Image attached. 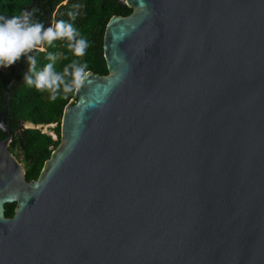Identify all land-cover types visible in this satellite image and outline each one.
I'll use <instances>...</instances> for the list:
<instances>
[{
  "label": "water",
  "instance_id": "obj_1",
  "mask_svg": "<svg viewBox=\"0 0 264 264\" xmlns=\"http://www.w3.org/2000/svg\"><path fill=\"white\" fill-rule=\"evenodd\" d=\"M36 179L11 98L50 23L0 64V264H264V0H123ZM15 203L11 217L4 205Z\"/></svg>",
  "mask_w": 264,
  "mask_h": 264
},
{
  "label": "trees",
  "instance_id": "obj_2",
  "mask_svg": "<svg viewBox=\"0 0 264 264\" xmlns=\"http://www.w3.org/2000/svg\"><path fill=\"white\" fill-rule=\"evenodd\" d=\"M63 1L50 0L49 30L42 34L38 50L32 56L28 78L21 82L11 98V119H24L22 128L26 148L19 147V130L16 129L14 144L9 143V150L15 157L16 152L20 153L28 181L38 177L44 162L58 146L62 112L73 97L81 76L88 70L101 75L108 73L102 50L107 21L113 15L126 16L132 12L123 0H84L81 17L74 24H71L70 17H56V22L64 29L60 33L53 31L54 12ZM30 2L0 0V64L14 40L10 25L17 21ZM25 123L35 126L56 123L53 130L56 138L40 128L25 127ZM15 206V203H6L4 215L11 217Z\"/></svg>",
  "mask_w": 264,
  "mask_h": 264
},
{
  "label": "rangeland",
  "instance_id": "obj_3",
  "mask_svg": "<svg viewBox=\"0 0 264 264\" xmlns=\"http://www.w3.org/2000/svg\"><path fill=\"white\" fill-rule=\"evenodd\" d=\"M61 5L64 6V8H61ZM84 6V0H64L61 2L55 9L54 15H55V21H54V27L53 31H57L60 33H63V28L60 23L56 22V17L61 16V17H70V22L71 24H74L77 22L80 17H81V12L80 10ZM8 39V38H7ZM76 42L80 43L81 40H76ZM74 97H71L68 102H70ZM25 127H34V128H40L42 132L48 133L51 135L53 139L56 138V135L54 134V127L56 126V123L52 124H47V125H33L31 123H25ZM17 153L16 159L23 165L24 167V162L21 158L20 153Z\"/></svg>",
  "mask_w": 264,
  "mask_h": 264
},
{
  "label": "flooded vegetation",
  "instance_id": "obj_4",
  "mask_svg": "<svg viewBox=\"0 0 264 264\" xmlns=\"http://www.w3.org/2000/svg\"><path fill=\"white\" fill-rule=\"evenodd\" d=\"M52 31V30H51Z\"/></svg>",
  "mask_w": 264,
  "mask_h": 264
}]
</instances>
